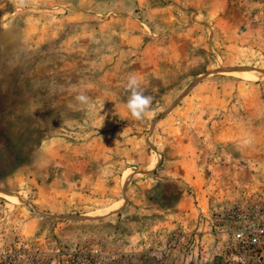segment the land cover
<instances>
[{"label":"rangeland","instance_id":"obj_1","mask_svg":"<svg viewBox=\"0 0 264 264\" xmlns=\"http://www.w3.org/2000/svg\"><path fill=\"white\" fill-rule=\"evenodd\" d=\"M79 261L264 264V0H0V264Z\"/></svg>","mask_w":264,"mask_h":264},{"label":"clouds","instance_id":"obj_2","mask_svg":"<svg viewBox=\"0 0 264 264\" xmlns=\"http://www.w3.org/2000/svg\"><path fill=\"white\" fill-rule=\"evenodd\" d=\"M130 95L126 102V109L130 116L135 120H144L151 111L152 98L144 95L140 88V81L135 75H130L125 85ZM80 103H87L88 97L80 94L76 97Z\"/></svg>","mask_w":264,"mask_h":264},{"label":"built area","instance_id":"obj_3","mask_svg":"<svg viewBox=\"0 0 264 264\" xmlns=\"http://www.w3.org/2000/svg\"><path fill=\"white\" fill-rule=\"evenodd\" d=\"M237 238H242L241 240H245V238H244V235L241 233V234H238L237 235ZM252 243H256V239H254L253 241H252ZM74 264H84V262L82 261H79L78 263H74Z\"/></svg>","mask_w":264,"mask_h":264}]
</instances>
